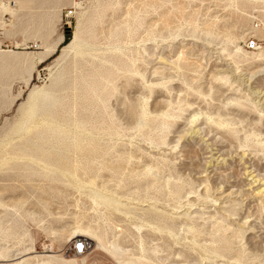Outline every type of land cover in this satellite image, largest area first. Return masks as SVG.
Instances as JSON below:
<instances>
[{
    "label": "rangeland",
    "instance_id": "obj_1",
    "mask_svg": "<svg viewBox=\"0 0 264 264\" xmlns=\"http://www.w3.org/2000/svg\"><path fill=\"white\" fill-rule=\"evenodd\" d=\"M259 90L264 0H0V264H264Z\"/></svg>",
    "mask_w": 264,
    "mask_h": 264
},
{
    "label": "bare ground",
    "instance_id": "obj_2",
    "mask_svg": "<svg viewBox=\"0 0 264 264\" xmlns=\"http://www.w3.org/2000/svg\"><path fill=\"white\" fill-rule=\"evenodd\" d=\"M63 39V36L61 37V40ZM60 40V41H61ZM79 44H80V38H79V35L78 33H75L73 35V37L68 41L66 42L63 46H62V50L64 53L66 54H70L71 51H76L79 47ZM57 48V47H55ZM81 48V47H80ZM66 56V55H65ZM225 70V69H224ZM232 70V69H231ZM245 75V74H244ZM248 78V77H247ZM251 91V90H250ZM39 92V90H38ZM254 93V91H252ZM258 93V97L260 99H262V101L264 102V91L262 90H259V91H256ZM256 95V94H255ZM39 97V96H38ZM37 99V90H33L30 95H29V102H30V109H29V114L28 116H31L32 114V111L31 110L32 108L31 107H34L35 106V101ZM38 100V99H37ZM28 102V103H29ZM28 106V105H27ZM36 107V106H35ZM34 107V108H35ZM200 113V112H199ZM202 114V113H201ZM198 117L201 116L200 114H197ZM205 115V114H204ZM203 115V116H204ZM194 116V115H193ZM205 117V116H204ZM207 117V116H206ZM195 118V117H194ZM209 118V117H208ZM207 119V118H206ZM214 121V120H213ZM30 129V128H29ZM50 129H53L54 130V127H51ZM199 130V128L195 129L194 132H197ZM56 133V132H55ZM54 133V134H55ZM249 167V166H248ZM247 174L251 175L252 176V181L249 183V189L251 190V192L253 193V195H261V196H264V177L261 176V174H258V173H254V171L252 170H247L246 171ZM229 195V194H228ZM232 195V194H231ZM260 196V197H261ZM241 226V225H240ZM118 249V248H117ZM77 253H78V250H77Z\"/></svg>",
    "mask_w": 264,
    "mask_h": 264
},
{
    "label": "built area",
    "instance_id": "obj_3",
    "mask_svg": "<svg viewBox=\"0 0 264 264\" xmlns=\"http://www.w3.org/2000/svg\"><path fill=\"white\" fill-rule=\"evenodd\" d=\"M75 1L82 4V3L89 2L90 0H75ZM66 16L68 17L69 15L66 14ZM247 47L250 49H256L258 47L257 40L253 38L248 39ZM88 247H89L88 241L82 238L79 239V242L76 243L75 245V249L76 251L78 250L79 254H84L87 251Z\"/></svg>",
    "mask_w": 264,
    "mask_h": 264
},
{
    "label": "trees",
    "instance_id": "obj_4",
    "mask_svg": "<svg viewBox=\"0 0 264 264\" xmlns=\"http://www.w3.org/2000/svg\"><path fill=\"white\" fill-rule=\"evenodd\" d=\"M70 37H71L70 32H67L66 39H65V43L70 40Z\"/></svg>",
    "mask_w": 264,
    "mask_h": 264
},
{
    "label": "snow or ice",
    "instance_id": "obj_5",
    "mask_svg": "<svg viewBox=\"0 0 264 264\" xmlns=\"http://www.w3.org/2000/svg\"><path fill=\"white\" fill-rule=\"evenodd\" d=\"M144 103H146V102H144ZM245 224H247V221H245Z\"/></svg>",
    "mask_w": 264,
    "mask_h": 264
}]
</instances>
